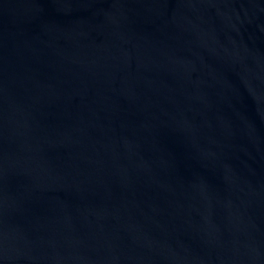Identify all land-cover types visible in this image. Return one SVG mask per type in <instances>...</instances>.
I'll use <instances>...</instances> for the list:
<instances>
[{
  "label": "water",
  "instance_id": "water-1",
  "mask_svg": "<svg viewBox=\"0 0 264 264\" xmlns=\"http://www.w3.org/2000/svg\"><path fill=\"white\" fill-rule=\"evenodd\" d=\"M0 264H264V0H0Z\"/></svg>",
  "mask_w": 264,
  "mask_h": 264
}]
</instances>
